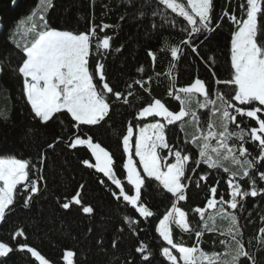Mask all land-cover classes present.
<instances>
[{
	"label": "trees",
	"instance_id": "obj_1",
	"mask_svg": "<svg viewBox=\"0 0 264 264\" xmlns=\"http://www.w3.org/2000/svg\"><path fill=\"white\" fill-rule=\"evenodd\" d=\"M52 7H44V17L47 26L56 30L86 33L90 28L96 27V36L91 38L92 48L89 57L90 71L98 56L102 55L101 62L105 64L107 78L123 96L128 92L129 103L123 99L117 101L113 97L110 101L112 109L106 123L102 126H81L87 135L93 137L94 142L101 143L111 154L115 161L114 171L124 185L126 161L122 144V135L131 122L137 127L132 138L133 157L136 131L145 123L154 120H137L136 113L152 100L159 98L169 110L178 112L181 108L175 99L172 84L176 87L187 86L199 77L209 82L213 94L217 90L231 93L230 87L216 85L211 73L214 71L220 79H230L232 74L230 62L231 37L237 30V25L224 12L235 14L242 18L240 4L246 5V0H214L215 24L219 27L207 33L208 39L202 44H196L199 55L191 52L190 48L181 44L187 38V33L180 31V27H171L164 23L154 11H164L169 18L182 20L170 10L163 9L158 0H51ZM43 8L41 0H0V158H17L27 160L31 166L30 179H37L40 191L34 196L29 205L25 207L23 200L25 194L21 192L16 196L14 210L6 216V221L0 223V242L17 245L25 242V237L13 239L16 231L24 230L29 246L36 248L50 264H66L63 259L68 250L74 252L73 264H144L140 254L135 251L139 244H146L151 253V264H170L160 253L161 245L168 246L156 229L159 220L170 210L169 198L156 181H151V186L144 189V201L154 215L147 219L121 200H117L111 193L119 192L102 173L89 168L82 160L89 159L94 163L90 150L86 146H77L75 149L68 147L73 139V134H81L80 130L70 125L74 124L66 113L58 114L59 119L42 123L35 117L23 91V81L16 71L23 60V54L16 48H22L23 35L17 33L21 21L27 22V17L33 12L37 13ZM186 23V22H185ZM108 24L110 27L101 31V27ZM156 25V27H153ZM163 25V27H161ZM44 25L40 28L42 29ZM15 34L13 42L9 37ZM111 37L110 48L106 52L101 49L97 53L95 45L102 42L105 36ZM196 39V38H194ZM179 46L182 54L178 61H173L170 48ZM152 51L156 55L155 62L148 56ZM201 57H206L207 62ZM172 75L169 76L170 65ZM143 68L144 72L139 69ZM136 80L145 81L142 88ZM147 88L149 91H145ZM173 95L169 96V92ZM215 99V96L212 97ZM195 108V105H193ZM210 116L209 109H200L198 114ZM187 119V118H186ZM241 119V118H238ZM203 123V121H202ZM242 127H258L254 120L242 118ZM173 131L169 133V140L177 146L189 151L198 157V149L185 144L194 132L191 126H185L181 131V122L169 125ZM86 138V137H82ZM58 141V142H57ZM54 143L55 147L49 148L48 144ZM214 144L215 141H212ZM258 143V142H256ZM253 148L249 139L246 145ZM166 151V150H165ZM258 149L253 151L256 154ZM162 155L164 153H161ZM169 162L174 158L169 157ZM137 166L139 163L136 160ZM206 169L201 165L195 172L189 173L192 180L198 179L197 173ZM140 170V169H139ZM141 171V170H140ZM217 179L226 177L222 170H208ZM142 173V172H141ZM143 174V173H142ZM42 177V179H41ZM257 180L258 174L256 176ZM104 180L109 187L101 184ZM202 184L204 182H201ZM209 184L212 183L210 179ZM245 184L246 181H242ZM81 185L84 187L81 189ZM23 186H18V189ZM127 188H131L130 185ZM126 188V190H127ZM257 188H264V181H259ZM227 186L223 182L218 188L221 194L226 195ZM249 190V189H245ZM79 192L84 205L94 208L92 214H85L80 205H72L69 210L61 207L62 202H70L72 197ZM210 195L207 187L197 188L194 183H189L188 200L180 202L184 210L203 206L206 196ZM219 207V205H217ZM228 211H232L228 209ZM215 213V209H208L206 217ZM195 216V224L199 214ZM237 215L242 231L245 248L257 258L264 257V195L255 198L247 197L243 207L238 208ZM127 218L137 223L129 225ZM227 220L219 216L215 219L216 230L206 231L200 241V248L205 252L223 253L225 245L221 240L229 237L220 232L227 228ZM200 227H203L201 223ZM91 229V231H89ZM173 240L183 246H194L197 243L195 234L183 233L172 226ZM113 241L117 247H112ZM179 260V254L173 250ZM223 258V257H222ZM180 261V260H179ZM8 264H39L28 253L14 251L8 258ZM179 264H182L181 262Z\"/></svg>",
	"mask_w": 264,
	"mask_h": 264
},
{
	"label": "snow or ice",
	"instance_id": "obj_2",
	"mask_svg": "<svg viewBox=\"0 0 264 264\" xmlns=\"http://www.w3.org/2000/svg\"><path fill=\"white\" fill-rule=\"evenodd\" d=\"M41 3L43 7H52L51 0H41ZM158 4L182 20L169 18L164 11H154L153 15L161 16L164 23L173 28L179 26L181 32L187 33V38L182 39L181 44L199 55L197 42L202 44L208 39L207 33L219 27L214 23V0H158ZM240 8V19L235 14L224 12V16L237 25L230 45L231 78L224 80L216 77L214 71L211 73L215 84L230 87L231 93L217 90L213 94L209 82L197 77L187 86L176 87L175 83L172 84L175 99L181 105L178 112L169 110L159 98L142 107L136 113L135 119H159L140 126L136 135L134 156L138 157L143 174L134 162L131 143L137 125L129 122L126 134L122 135L123 150L128 154L127 162L123 163V169L127 173V185L117 178L113 154L102 147L101 143L94 142L93 137L81 128L102 126L107 122L106 117H109L112 109V98L117 101L123 99V103L128 104V96L133 94L129 91L128 96H123L111 85L105 64L101 62L102 55L97 57L90 71L91 38L96 36V27L90 28L86 33L56 30L48 27L45 17L41 15L39 20L43 22V28L40 29L33 22L31 27L23 29L25 35H32L31 40L22 48L19 44L15 45L24 57L16 71L22 78L23 91L35 117L47 124L54 118L59 119L60 113L70 116L71 121L75 122L70 126L79 129L81 134H73L68 147L75 149L77 146H86L90 150L95 164L90 163L89 159L82 160V163L89 168L94 167L115 185L119 192L112 191L111 194L118 201L122 198L140 217L147 219L154 215L144 201V189L150 188L151 181L158 182L166 193L171 194L170 210L159 220L156 229L159 237L168 245H161L160 254L170 264H178L173 249L179 253V260L183 264H264V257L257 258L246 250L240 217L237 215V210L243 207L245 198L264 195V188H257L258 182L264 181V0H246V5L241 3ZM35 16L36 13L33 12L27 17V22H32ZM25 23L26 21H21L20 26ZM109 27L104 24L100 30ZM20 30L18 27L17 33ZM9 38L14 42L15 34ZM110 40L111 37L106 35L102 42L98 41L95 45L97 53L101 49L105 52L109 50ZM147 54L155 62V53L149 51ZM181 54V47L170 48L173 61H178ZM201 58L207 62L206 57ZM174 67V64L170 65L169 76L172 75L171 68ZM2 71L4 69L0 68V72ZM139 71L144 72V69L140 68ZM135 83L144 88L146 82L136 80ZM145 91L149 90L145 88ZM168 94L172 96L173 91ZM213 95L215 99L212 98ZM210 106V116L198 114V110L209 109ZM245 117L254 120L258 127H242V118ZM177 122H181V131L185 126L194 128V132L184 143L195 146L198 157L169 140L168 134L173 130L168 126L176 125ZM249 139L253 142L252 149L246 146ZM48 147L54 149L55 144L49 143ZM256 149L258 151L253 155ZM169 157L174 158V162H169ZM201 165H206V169L197 173L198 179L193 181L189 173L195 172ZM208 170H222L227 176L217 179ZM30 172L31 166L27 160L0 159V223L5 222L6 216L14 210L17 195L21 192L25 194L23 205L27 207L40 191L38 180L30 179ZM257 174L259 180L256 178ZM210 179L211 184L208 183ZM222 180L227 186V199L225 194L218 191ZM242 181L246 183L242 184ZM99 182L110 188L104 180ZM189 183H194L197 188L207 187L210 195L206 196L205 205L190 207L185 211L180 202L188 200ZM128 185L131 188H127ZM18 186L23 187L18 189ZM80 187L82 189L84 186ZM73 204L80 205L85 214L94 212L92 206L83 204L79 192L70 202H62L61 207L69 210ZM208 209H215V213L206 217ZM189 213L199 214V220L195 224L192 223L195 216H190ZM217 216L228 222L227 228L220 232L221 235L229 237L228 240L220 241L225 245L222 254L205 252L199 246L206 231L216 230ZM126 220L129 225L137 223L127 217ZM201 223L203 227H200ZM172 225L182 231L194 233L196 245L183 246L175 243ZM261 232L264 233V229ZM16 237H25V242L18 241L17 245L11 246L9 243L0 242V264H8V258L14 251L30 254L39 264H50L36 248L29 246L24 230L16 231L13 239ZM112 247H117L115 241ZM135 251L140 254L144 264H151L152 253L146 244H139ZM74 255L71 250L64 253L66 264H73ZM130 264H135V260L130 261Z\"/></svg>",
	"mask_w": 264,
	"mask_h": 264
},
{
	"label": "rangeland",
	"instance_id": "obj_3",
	"mask_svg": "<svg viewBox=\"0 0 264 264\" xmlns=\"http://www.w3.org/2000/svg\"><path fill=\"white\" fill-rule=\"evenodd\" d=\"M44 12H45V9H44V7L43 8H41L40 9V11H38L37 13H36V16L34 17V19H33V21L32 22H26L22 27H21V30H20V32H21V35H23V37L25 38V39H23V44L25 45L26 43H28L30 40H31V38H32V35L31 34H29V35H25L24 34V31H23V29H25V28H28V27H31V24L33 23V22H35L37 25H38V27L40 28L42 25H43V22H41L40 20H39V17L41 16V15H43L44 16ZM41 29V28H40ZM149 119H151V120H154V122H155V120H157V119H159V118H152V117H149V118H147V119H145V120H149ZM139 129V128H138ZM138 129H137V133H136V135H138ZM136 139V138H135ZM132 143V142H131ZM132 151H133V148H132ZM127 155L128 154H126L125 153V157H126V161H125V163L127 162ZM0 159H8V158H0ZM133 159H134V162L136 163V160L138 161V157H136V160H135V158L133 157ZM93 160H94V163L93 164H95V159H94V157H93ZM137 164V163H136ZM137 168H138V170L140 169L141 170V172L143 173V170H142V168L139 166H137ZM139 170V171H140ZM103 174V173H102ZM126 176H127V173H126V170H125V181L127 182V179H126ZM118 178V177H117ZM119 179V178H118ZM132 194H134V192L132 193ZM172 226H175V225H172ZM177 227V226H176ZM179 228V227H178ZM180 229V228H179ZM181 230V229H180ZM181 232H184V231H182L181 230ZM166 243V242H165ZM174 250V249H173ZM172 250V251H173ZM174 254V253H173ZM179 254V253H178ZM182 263L183 264V262L180 260H178V264L179 263Z\"/></svg>",
	"mask_w": 264,
	"mask_h": 264
},
{
	"label": "crops",
	"instance_id": "obj_4",
	"mask_svg": "<svg viewBox=\"0 0 264 264\" xmlns=\"http://www.w3.org/2000/svg\"><path fill=\"white\" fill-rule=\"evenodd\" d=\"M183 233H187V232L184 231Z\"/></svg>",
	"mask_w": 264,
	"mask_h": 264
}]
</instances>
